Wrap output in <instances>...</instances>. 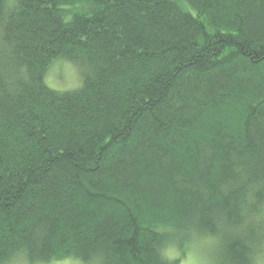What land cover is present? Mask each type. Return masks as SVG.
I'll use <instances>...</instances> for the list:
<instances>
[{
  "label": "trees",
  "instance_id": "obj_1",
  "mask_svg": "<svg viewBox=\"0 0 264 264\" xmlns=\"http://www.w3.org/2000/svg\"><path fill=\"white\" fill-rule=\"evenodd\" d=\"M196 240L264 264V0H0V264Z\"/></svg>",
  "mask_w": 264,
  "mask_h": 264
},
{
  "label": "rangeland",
  "instance_id": "obj_2",
  "mask_svg": "<svg viewBox=\"0 0 264 264\" xmlns=\"http://www.w3.org/2000/svg\"><path fill=\"white\" fill-rule=\"evenodd\" d=\"M185 5V4H184ZM186 6V5H185ZM187 7V6H186ZM79 73L75 66L69 62H57L49 68L45 81L46 83L58 90L73 89L79 85ZM195 241L190 244L187 252L181 256L177 264H216L215 260V244L207 242ZM181 253V249H179ZM176 251V254L179 252ZM166 254H174V252H166ZM12 264H28L21 260H16ZM35 264H83L79 260L73 258H63L52 260L50 262L35 263Z\"/></svg>",
  "mask_w": 264,
  "mask_h": 264
}]
</instances>
